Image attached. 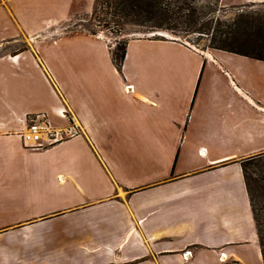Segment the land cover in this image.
Segmentation results:
<instances>
[{
  "label": "crops",
  "instance_id": "obj_1",
  "mask_svg": "<svg viewBox=\"0 0 264 264\" xmlns=\"http://www.w3.org/2000/svg\"><path fill=\"white\" fill-rule=\"evenodd\" d=\"M11 2L0 0V264H264L241 169L264 152V62L142 38L118 69L103 39L21 25ZM203 61L216 70L205 82L225 83L239 108L213 116ZM245 74L255 100L235 82ZM38 114L82 134L26 149L17 134Z\"/></svg>",
  "mask_w": 264,
  "mask_h": 264
},
{
  "label": "trees",
  "instance_id": "obj_2",
  "mask_svg": "<svg viewBox=\"0 0 264 264\" xmlns=\"http://www.w3.org/2000/svg\"><path fill=\"white\" fill-rule=\"evenodd\" d=\"M94 10L90 19L81 22L78 34L97 37L100 25L110 29L115 27L114 48L110 56L119 69L126 55L129 39L123 38L128 26L145 27L148 31H168L173 34L207 38L210 50L232 53L264 62V14L250 8L241 9L231 17L218 16L219 2L222 0H93ZM102 20H96L98 17ZM101 21V22H100ZM195 35V36H196ZM164 40L163 38H156ZM182 42V40H178ZM185 42V41H184ZM183 43V42H182ZM112 45V44H110ZM248 164L256 168V190L250 184L252 174H247ZM241 169L249 196L253 218L256 224L259 245L264 262V237L260 236L259 211L264 210V152L241 162ZM258 194L262 205L258 209L252 194ZM264 219V215H263Z\"/></svg>",
  "mask_w": 264,
  "mask_h": 264
},
{
  "label": "rangeland",
  "instance_id": "obj_3",
  "mask_svg": "<svg viewBox=\"0 0 264 264\" xmlns=\"http://www.w3.org/2000/svg\"><path fill=\"white\" fill-rule=\"evenodd\" d=\"M94 1L93 0H72L70 2L66 0H12L10 5L13 7V10L15 13H24L25 17L22 19L21 25H26L30 27H37V28H43L45 26V29H41L40 31H46V30H54L56 27L61 30V32L64 34H78L81 30V22L83 23L86 21V19H90L94 10ZM27 3V6L24 7V4ZM219 9L217 11L218 16L226 15V17H231V15L235 12L241 11V9L250 8L256 13L264 14V0H222V2H219L218 4ZM241 8V9H240ZM57 15V19L64 15L66 16L67 20L60 21V22H52L51 25L48 23L49 20H53L54 16ZM96 20H102V17L96 18ZM101 22V21H100ZM49 24V25H48ZM115 27L113 26V23H110V29H105L101 25L99 28H97V37L103 39L108 46H111V48L115 46V39H114V33H115ZM148 31L145 27H136V26H128L125 28V32L123 33L122 37L133 40V39H142V38H163L164 40H182L183 43L190 44L191 46L195 47L199 51H209L210 46L212 45L211 42L207 38H201L197 37L196 34L191 35H183V34H173L168 31H155V32H146ZM57 31H55L54 34H56ZM196 35V36H195ZM37 38H40V36H36ZM23 40L19 41L17 44V48L19 50L25 49V42L26 39L22 37ZM158 40V39H157ZM185 41V42H184ZM181 42V43H182ZM112 44V45H110ZM204 63V71H203V78L201 81V87L206 85V93L203 95L205 99H208L211 101L213 116L217 117L220 113L219 107L225 108L229 106H236L240 107V103L238 98L229 95L227 93V88L225 86V83L221 82H214L213 79L210 83H206L205 79L207 75H211L216 70L211 68V65H209L207 62L203 61ZM202 63V66H203ZM201 66V70H202ZM229 67L232 69V71L236 72V64L229 65ZM243 69L246 68L242 66ZM200 70V72H201ZM246 71V69H245ZM200 76V75H199ZM246 78L238 77V81L235 79V82L237 86L242 87V89L245 92V95H247L250 100H255V95L253 96V88L251 86L250 78L248 76L243 75ZM199 79V77H198ZM204 89V88H203ZM201 90V88H200ZM236 92V91H235ZM200 97V94H199ZM252 98V99H251ZM203 99V98H202ZM247 100L244 98V107H247V105L252 106L253 104L250 102V100ZM66 114V113H65ZM33 117V116H32ZM32 117H29L28 120H30ZM68 127H73L77 131V136H80L82 134V130L77 127L75 124H69ZM263 148V147H260ZM247 174H252L250 177V184L252 187V190H256V183L255 179L256 177V168L253 166V164H248L247 166ZM253 202L257 205L256 208L261 207L262 199L261 197L254 193L252 194ZM259 229H260V236L264 237V210L259 211Z\"/></svg>",
  "mask_w": 264,
  "mask_h": 264
},
{
  "label": "built area",
  "instance_id": "obj_4",
  "mask_svg": "<svg viewBox=\"0 0 264 264\" xmlns=\"http://www.w3.org/2000/svg\"><path fill=\"white\" fill-rule=\"evenodd\" d=\"M59 117L67 118L64 112ZM76 135L77 131L73 127L55 128L50 124L46 115L38 114L28 120L25 130L18 133L17 137L26 149H42L74 138Z\"/></svg>",
  "mask_w": 264,
  "mask_h": 264
}]
</instances>
